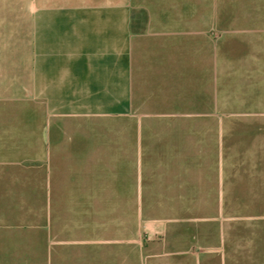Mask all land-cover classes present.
Returning a JSON list of instances; mask_svg holds the SVG:
<instances>
[{"label": "crops", "instance_id": "1", "mask_svg": "<svg viewBox=\"0 0 264 264\" xmlns=\"http://www.w3.org/2000/svg\"><path fill=\"white\" fill-rule=\"evenodd\" d=\"M0 32L38 99L0 105V264H264V0H0Z\"/></svg>", "mask_w": 264, "mask_h": 264}, {"label": "rangeland", "instance_id": "2", "mask_svg": "<svg viewBox=\"0 0 264 264\" xmlns=\"http://www.w3.org/2000/svg\"><path fill=\"white\" fill-rule=\"evenodd\" d=\"M3 50V48H0V54ZM22 71L23 65L21 63H0V105H10V107H24L30 105L31 107H38L37 97L29 95L27 89L24 88ZM147 234L148 233H146L144 229L143 239L145 247V241L147 240L150 242V239H147ZM33 259L36 260L37 258Z\"/></svg>", "mask_w": 264, "mask_h": 264}]
</instances>
